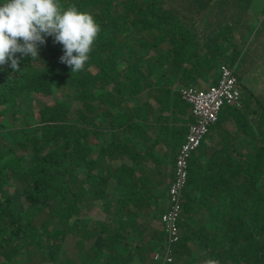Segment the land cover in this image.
Returning <instances> with one entry per match:
<instances>
[{
  "label": "trees",
  "instance_id": "trees-1",
  "mask_svg": "<svg viewBox=\"0 0 264 264\" xmlns=\"http://www.w3.org/2000/svg\"><path fill=\"white\" fill-rule=\"evenodd\" d=\"M60 3L101 30L82 71L59 61L52 37L39 60L0 66V117L38 96L37 124L0 134V264H155V251L178 264L191 246L216 264H264V146L207 154L203 139L185 162L176 240L149 221V191L172 173L186 132L178 90L200 71L216 84L221 65L235 74L241 46L226 18L207 40L196 24L214 14L211 0ZM54 89L62 98L45 103Z\"/></svg>",
  "mask_w": 264,
  "mask_h": 264
},
{
  "label": "crops",
  "instance_id": "crops-1",
  "mask_svg": "<svg viewBox=\"0 0 264 264\" xmlns=\"http://www.w3.org/2000/svg\"><path fill=\"white\" fill-rule=\"evenodd\" d=\"M211 2L209 5L214 6L211 8L214 14L209 16L207 23L198 21L196 30L199 34L204 32V36L210 34L212 37H219L213 30L214 25H217L214 19L217 15L226 18L228 31L234 34L232 37L241 46L238 56L233 55L240 62L238 73L235 74L240 97L237 106L222 107L216 123L209 128L207 140L205 137L201 145L204 147L205 144L204 151L207 154L211 151H217L220 155L248 154L252 149L264 146V0ZM206 29H209L208 34L205 33ZM198 33H195L197 38ZM254 50H258L260 54L253 53ZM225 51L230 53L229 50ZM196 74L199 76L191 78L189 85L203 89L214 82V79L201 71ZM188 118L190 121L191 118ZM171 176L172 173L167 179L166 176H161V183L158 184L162 188L157 195L167 198Z\"/></svg>",
  "mask_w": 264,
  "mask_h": 264
},
{
  "label": "clouds",
  "instance_id": "clouds-1",
  "mask_svg": "<svg viewBox=\"0 0 264 264\" xmlns=\"http://www.w3.org/2000/svg\"><path fill=\"white\" fill-rule=\"evenodd\" d=\"M100 30L90 13L74 5L65 8L60 0H3L0 2V66L18 71L25 58L39 60L40 46L46 43L47 37H52L53 43L62 45L59 61L71 73L82 71ZM186 105L187 116L191 118L188 121L187 117L188 125L194 117L190 105ZM214 123L209 125L207 133ZM206 264H216V261L208 260Z\"/></svg>",
  "mask_w": 264,
  "mask_h": 264
},
{
  "label": "built area",
  "instance_id": "built-area-1",
  "mask_svg": "<svg viewBox=\"0 0 264 264\" xmlns=\"http://www.w3.org/2000/svg\"><path fill=\"white\" fill-rule=\"evenodd\" d=\"M218 72V82L214 85L205 89L188 86L178 90L182 101L190 105L194 121L187 125L183 141L176 152L172 179L167 188V205L159 215L168 242L175 241L178 235L177 218L180 211L181 191L185 182L184 167L189 154L200 145L209 125L217 120L220 108L223 105L238 104L240 93L233 70L229 66L221 65Z\"/></svg>",
  "mask_w": 264,
  "mask_h": 264
},
{
  "label": "rangeland",
  "instance_id": "rangeland-1",
  "mask_svg": "<svg viewBox=\"0 0 264 264\" xmlns=\"http://www.w3.org/2000/svg\"><path fill=\"white\" fill-rule=\"evenodd\" d=\"M210 13H211V9H210ZM205 16H207V15H203V18H202L203 24L209 22V19H206ZM203 27H205V26H203ZM202 28H200V30ZM208 31H209V29H206L205 33L208 34ZM195 32L196 31H194V33ZM232 35H234V34H232ZM204 38L209 40V38H212V35H210V34L205 35ZM253 53L260 54V52H258V50H254ZM238 61L239 60H237V62L234 64L235 74L238 73V69H239L240 62H238ZM247 66H249V65H247ZM236 86L238 88L237 80H236ZM54 91L55 92L52 91L51 96L44 99L45 103L50 104L52 102L59 101L60 98H62L61 95L65 92L63 89L62 90L54 89ZM37 97L38 96L36 94H34V95H29L28 97L22 99L19 102L16 101V103H17L16 108L14 107V110H13L15 113L12 116H10V118L9 117H6V118L0 117V124H1L0 134L7 135L12 129H17V128L18 129H20V128L29 129V128L35 126L37 124L36 122L38 120V114H37V105L35 103H33V100ZM206 140H207V133H206ZM139 148H142V146L139 145V147L136 149L138 150ZM141 155H143V154H141ZM2 158L0 159V162H3L4 159H2ZM137 161H138V164L141 163L140 157H137ZM164 168L166 170L165 166H164ZM157 178H158V176H157ZM136 188H140L139 184L136 186ZM161 188H162L161 184L155 183L153 185V187L151 188V190L149 191L151 194L150 198H149V203L151 204V206H150L151 209L148 213L150 216L149 221L155 227L158 226V223L156 222V220H158V218H159L160 211L163 212L164 209L166 208V205H167V198H165L164 196L157 195L159 193V191L161 190ZM144 190H143V192L145 194H147V191L145 192ZM126 193H129V195H131L132 191H129V192L127 191ZM146 218H148V217H146ZM150 222H149V224H150ZM73 238L74 237H72V240H75ZM63 246H68V252L70 254V257L74 258L73 254L76 252L75 249H77V248L72 243H65V244H63ZM187 254H188L187 255L188 257L185 258L183 256V258L180 259L181 260L180 262H178V261H176V262L178 264H206V261H208L206 254H204V255L202 254L201 248L198 249L195 246H191L189 248V251ZM167 258H169V256L167 255L166 251H164L162 253L156 252V251L154 252L155 264H172L173 260L171 258H169V260H167Z\"/></svg>",
  "mask_w": 264,
  "mask_h": 264
}]
</instances>
